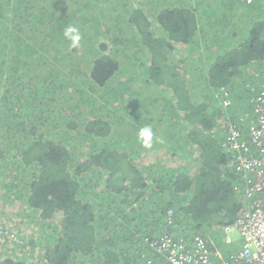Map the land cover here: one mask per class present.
I'll list each match as a JSON object with an SVG mask.
<instances>
[{"label":"trees","instance_id":"16d2710c","mask_svg":"<svg viewBox=\"0 0 264 264\" xmlns=\"http://www.w3.org/2000/svg\"><path fill=\"white\" fill-rule=\"evenodd\" d=\"M63 1L0 0V217L24 241L0 247V264H165V239L194 237L222 264L242 247L235 225L251 202L226 141L232 131L246 140L255 123L264 0L239 6V20L238 0L130 4L121 35L141 60L128 68L129 46L99 45L89 29L69 48L62 33L80 9L60 12ZM201 36L209 60L185 77ZM242 84L245 110L231 95ZM116 114L134 141L119 136ZM146 125L150 149L136 139Z\"/></svg>","mask_w":264,"mask_h":264},{"label":"built area","instance_id":"2783aa9c","mask_svg":"<svg viewBox=\"0 0 264 264\" xmlns=\"http://www.w3.org/2000/svg\"><path fill=\"white\" fill-rule=\"evenodd\" d=\"M249 103L255 119L249 137L244 140L239 132L232 131L226 142L236 150L232 163L252 179L245 195L251 202L249 209L243 212L244 219L235 225L242 247L228 259L222 260V264H264V89L252 95ZM232 229L228 228L227 231ZM227 241L230 242L229 239ZM23 243L0 217V247ZM163 245L165 264H213L212 254L200 237H194L190 246L184 241L174 244L169 239H165ZM215 255L220 259L218 254Z\"/></svg>","mask_w":264,"mask_h":264},{"label":"rangeland","instance_id":"374dc122","mask_svg":"<svg viewBox=\"0 0 264 264\" xmlns=\"http://www.w3.org/2000/svg\"><path fill=\"white\" fill-rule=\"evenodd\" d=\"M64 0L63 4L64 6L60 7V12H65L66 14H69L70 16L73 15L74 13H72V11H76V9H80L79 10V14L76 16H74L73 19H77L75 20V24L74 26H77L79 29H89L90 33L89 35L91 37L95 38V42L99 45H109L112 43H118V45H120L119 49L124 51V48L126 46L128 47V51L125 52L126 54V59L122 60V66L124 68H128L132 65H134V60H135V56L137 57V59H140V53H139V49L137 48L136 45L139 44H133V42H131L129 44V42H126L123 40L122 37V32L123 31V27H122V20L124 21V19H126V14L128 13L130 4L134 5L136 3L144 5V8L148 11H154L156 10L157 7H159L157 4H162L164 5L165 2H168L169 0ZM173 2L177 1V0H171ZM184 1V0H182ZM188 2V0H186ZM219 1V0H218ZM223 2H229L228 0H221ZM239 3L238 5H236L235 3H233L232 5L234 6V13L232 14V19L234 18V20H239L240 18H238L237 16L240 14V7L241 5H244L246 8H250L253 4H254V0H238ZM241 1V2H240ZM242 1H245L242 2ZM189 2L193 3V5L196 4L197 0H190ZM83 9V10H81ZM131 9V7H130ZM60 15V14H58ZM128 16V15H127ZM148 21L149 23H151V20L153 19L152 16H148ZM226 19L228 21L229 24L230 23V19H229V15H226ZM225 24L227 23L225 20H222ZM221 21V22H222ZM121 22V24H120ZM235 24V22H234ZM87 35V33H85ZM206 37V36H205ZM204 37V38H205ZM110 39L112 41V43L110 42ZM208 39V37H207ZM203 36H201L198 40V45L194 48L188 49L190 50L188 58L191 61H197V65H196V69L195 68H190L185 70V77H187V72L189 71L191 74H194L198 71H200V69L202 68L201 64L206 61L209 60V58L207 57L206 54H204L203 50ZM136 41V40H134ZM186 50L185 53L188 51ZM168 58V57H166ZM171 60V58H170ZM137 69V68H136ZM135 69L134 74L136 75L137 70ZM191 80L188 81V89L190 91V93L192 94V99L195 100L196 98H199L200 95L199 93H196V90H192V88L190 87L191 84ZM241 84V81H240ZM245 84V83H244ZM244 84H242L241 86L237 85V90H235L236 88L234 87L233 93L231 94L233 96L234 101L236 102L237 106L239 108H242L243 110H245L247 108V104H246V93L244 90ZM198 92H201L200 90ZM157 96L160 97L161 95L165 94V89L161 88L157 90ZM226 95H228V93H226ZM228 105V104H227ZM229 106V105H228ZM227 106V107H228ZM124 105H122L120 107V109H123ZM116 116L118 117V119L120 118L119 114H116ZM114 117V116H113ZM116 118V117H114ZM121 123H116L115 124V129L119 132V136L125 135L124 136V140L125 141H134V137L129 135V132H131L133 130V128L131 126H133L132 124L130 125V130L129 132H127L126 127L124 125V122L122 121V119L120 118ZM141 121H143V118L141 119ZM127 135V136H126ZM16 204H12V209L14 208ZM0 212H2V204H0ZM14 219H16L15 216H13ZM29 220H27L28 222L31 223V221L33 220V218H29ZM30 227V226H29ZM30 229H32L30 227ZM233 240H237L238 238V234L235 231H232L231 234Z\"/></svg>","mask_w":264,"mask_h":264},{"label":"clouds","instance_id":"9594fccd","mask_svg":"<svg viewBox=\"0 0 264 264\" xmlns=\"http://www.w3.org/2000/svg\"><path fill=\"white\" fill-rule=\"evenodd\" d=\"M63 38L68 42L70 49H77L81 47V41L83 39L80 29L74 25H68L65 27ZM154 132L150 125L139 128L136 133V139L145 149H150L153 145Z\"/></svg>","mask_w":264,"mask_h":264}]
</instances>
